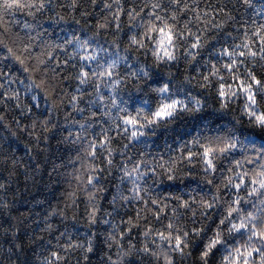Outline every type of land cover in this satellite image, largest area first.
<instances>
[{
    "label": "snow or ice",
    "instance_id": "6c2138e0",
    "mask_svg": "<svg viewBox=\"0 0 264 264\" xmlns=\"http://www.w3.org/2000/svg\"><path fill=\"white\" fill-rule=\"evenodd\" d=\"M100 2L109 15L104 16L92 35L73 33L70 38L59 43L50 44L41 39L37 44L36 40L44 32H37L34 37L32 32L36 30L35 27L24 23V36L19 33L15 35L13 44L18 47L14 49L8 46L3 34H0V104L6 100H15L16 107H20L18 91H11V94L6 95L11 84L15 82L11 74L4 71L7 65L3 62L9 59L19 64L25 73L42 71L44 76L51 73V79L59 80L61 84L64 81L76 83L73 93L66 89L62 91L68 97L67 102L71 105L72 112L79 113L82 119L72 120L74 126L78 125V131H68L62 143H66L69 150L74 149L76 152V156L69 163L74 165L76 161L81 162V168L75 169L71 175L88 189L90 225L101 222L98 217L101 208L97 193L105 191L99 185L103 179L102 174L105 171L110 174L115 167L114 155L117 152L125 155L126 151L140 148L141 145L147 147L149 138L155 136L158 129H166L183 114L196 115L207 107L203 100L187 91L180 98L181 92L179 89L175 92L172 90L171 80L162 86L151 88L154 98L145 96L139 86L136 87L139 95L122 98L120 90L125 86L127 77L122 78L121 65L126 66L128 77L146 84L152 79L149 67H137L134 63H129L127 53L142 51L144 55L150 54L153 63L157 65L175 63L182 57L192 63L200 55V50L208 44V38L203 34L210 28L224 27L223 22L213 19L211 12L198 10L195 6L198 0H192V4L189 0ZM240 2L249 9H255L253 0ZM85 3L95 5L97 0H70L68 7L79 11V6ZM52 4L53 0H2L0 27H3L5 33L10 31L4 20L5 14L24 11L35 17L45 8L51 10ZM219 11L223 13V9ZM189 13L192 15L191 19H188ZM257 15L264 16V9ZM124 16L127 17V25L122 20ZM224 17L226 20L235 21V17L226 13ZM59 19L62 20L63 17ZM244 23L246 26L240 42L218 50L220 59L216 63L209 62L208 74L202 76L203 83L199 86L205 89L215 88L221 111L229 109L233 102L243 97L241 117L246 119L249 130L235 126L242 124L243 119L230 122L231 127L217 125L214 135H197L190 144L181 145V154L173 160L149 161L143 158V148H140L141 158L138 160L132 161V157L128 156L127 161H131L133 166L129 169L127 163H124L119 180L120 184H124L126 180L130 182V194L125 195L118 184L109 203L116 215H119L118 208L122 203H135L137 207L134 216L127 219L121 217L119 223H113L115 217L102 221L112 230L108 235L109 247L112 244L119 245L117 258L113 260L109 256V264H126L125 258L134 254L141 256L140 264H143L144 258H149V264H177V256L183 258L187 255L185 249L189 246L190 236L181 221L191 213L192 223L195 225L198 209L201 217L210 218L208 210L215 209L218 205L221 208L218 225L201 253L202 264H208V257L216 252H222L220 264H264V140H261L264 137V23H258L256 19H252L250 25L247 21ZM194 24L195 31L192 29ZM101 31L110 32L114 39L110 42L100 39ZM122 33L128 41V46L123 49L125 55H120L117 46ZM182 47L184 51L181 54ZM57 52L63 58L55 55ZM28 61L35 63L30 66ZM41 66H44L43 70ZM257 69L261 73L259 76ZM185 79L191 82L189 78ZM29 80L31 82L26 86V92L41 88V84L32 80L31 75ZM19 82L24 83L22 80ZM31 99L35 101L37 97L32 95ZM81 103H86L87 107H81ZM59 107L53 102L51 108L45 111L46 119L42 123L45 131L58 128L57 124L52 123V117ZM101 107L103 111H100ZM71 115V112L66 113L65 120ZM3 119L0 116V121ZM200 119L203 121L202 116ZM97 125L99 131H90ZM201 127L212 131L210 123H201ZM117 138L120 142L127 141L120 149L113 146ZM236 153L242 159H237L234 155ZM223 159L229 161L228 175L222 177L220 184H216L215 175L222 171L219 164ZM97 161L105 167H100ZM185 163L199 164L204 173V181L215 188L210 199L206 195H199L197 199L196 195L188 198L171 195L161 198L149 194V188L144 185L150 175L165 176L167 181H175L177 165ZM150 164L153 166L149 167ZM157 169L161 171L157 172ZM4 187L5 184L0 183V190ZM221 189H224V193H221ZM225 195L227 199L224 198ZM69 197L72 201L70 206H74L75 191L69 193ZM104 215L112 216V213ZM136 229H142V233H137L143 236L142 245L139 247L131 242ZM46 230L51 231L52 225L48 224ZM202 231V228L192 229L197 236ZM124 239L128 240L127 249L121 243ZM58 247L60 251H50L40 260V264H67L70 253L77 249L82 250L85 253L84 258L88 259L86 254L94 250L91 239L87 241V246L69 240L66 245Z\"/></svg>",
    "mask_w": 264,
    "mask_h": 264
},
{
    "label": "trees",
    "instance_id": "16d2710c",
    "mask_svg": "<svg viewBox=\"0 0 264 264\" xmlns=\"http://www.w3.org/2000/svg\"><path fill=\"white\" fill-rule=\"evenodd\" d=\"M253 2L255 9L245 7L240 0H198L195 5L198 10L211 12L213 19L223 22L224 27L222 29L210 28L203 34L208 38V44L200 50V55L192 63H188L182 57L175 63L157 65L153 63L150 54L144 55L142 51L127 53L129 63H134L137 67L145 65L149 67L152 79L146 84L144 81L128 77L126 66L121 65V76L122 78L127 77L125 86L120 90L122 98L126 99L128 95H139L140 93L136 91L137 86L143 90L145 96L154 98L155 94L151 92V88L162 86L171 80L174 92L177 86H180V98H183V93L187 91L207 105L202 113L183 114L166 129H158L156 135L149 138L147 147L140 146L145 153L144 159L149 161L173 160L181 154V145L190 144L193 137L214 135L217 125L231 127L230 122L235 123L236 120L243 119L241 117L243 97L233 102L229 109L221 111L215 88L205 89L199 85L203 83L202 76L208 74L209 62L216 63L220 59L218 50L240 42L246 26L245 21L248 25L251 24L252 19H256L258 23H264V16L257 15L261 9H264V0H253ZM69 3L70 0H53L51 10L45 8L35 17L27 15L24 11L5 14L4 20L10 31L5 33L3 27H0V34H3L8 46L15 49L18 47L13 44L15 35L19 33L20 36H24L23 24L29 23L36 29L32 32L34 37L37 32H44V35L36 40L37 44L41 39L50 44L59 43L65 38H70L73 33L92 35L97 31V25L104 16L109 15L100 0H97L95 5L85 3L79 6V11L69 8ZM189 3L192 4V0H189ZM220 9H223V13H220ZM225 13L235 17V21L226 20ZM60 17L63 19L60 20ZM191 18L192 15L189 13L188 19ZM122 20L127 25V17H122ZM200 26L203 27V25ZM192 29L196 30L195 24L192 25ZM125 32H127L126 26ZM100 39H107L110 42L114 37L110 32L101 31ZM117 46L120 55H125L123 49L128 46V41L123 33L117 41ZM183 51L182 47L181 54ZM4 54H7L6 50ZM55 55L63 58L59 52ZM3 63L7 65L4 71L9 72L15 80L6 95L11 94V91H18L20 107H16L17 101L15 100H6L0 104V116L4 117L3 121H0V183L5 184L4 189L0 190V264H40V260L50 251H60L58 246L66 245L69 240L87 246L89 239L93 242L94 250L86 254L88 259L84 258L85 253L82 250L77 249L70 253L67 264H109V256L113 260L117 258L119 245L112 244L109 247L108 235L112 230L102 221L103 219L112 220L115 217L113 223H119L121 217L127 219L135 215L137 207L135 203H122V206L118 208L119 215H116L109 201L118 184L124 190L125 195L130 194L128 191L131 188L130 182L126 180L124 184H120L119 177L122 175L124 163H127L129 169L133 166L131 161H127L128 156L132 157V161L141 158L140 148H132L126 151L125 155H120L119 152L114 155L115 167L111 169L110 174L107 171L102 174L103 179L99 185L105 191L97 193V201L101 208L98 217L101 222L90 225L88 212L91 209L88 189L84 183L75 180L71 175L75 169L81 168V162L76 161L74 165L70 164L69 160L74 159L76 152L74 149L69 150L66 143H62L68 131H78V125L74 126L72 120L82 119L79 113L72 112L71 105L67 102L68 97L62 91L66 89L69 93H73L76 86L75 81H64L61 84L59 80L51 79V73L47 76H44L42 71L25 73L21 66L11 59ZM28 63L32 66L35 62L28 61ZM43 67L41 66L42 70ZM257 74L258 76L261 74L259 69H257ZM29 75L32 80L41 84V88H33L31 92L25 91L26 86L31 82ZM186 77L189 78L190 83L186 81ZM21 80L24 81L23 84L19 82ZM32 95L37 97L35 101L31 99ZM105 95H107L106 90ZM53 102L60 106L52 117V123L57 124L58 128L47 132L42 123L46 119L45 111L51 108ZM80 106L87 107L86 103H81ZM100 111H103L102 107ZM69 112L72 115L66 121L65 115ZM201 116L203 121L200 119ZM201 123H210L212 131L202 128ZM235 126L245 131L249 130L246 119H243L242 124ZM90 131H99V126L97 125ZM261 140H264V137H261ZM126 142H120L117 138L113 146L120 149ZM234 155L237 159H242L238 153ZM96 163L100 167H105L100 161ZM86 164L85 161V167ZM152 166L149 165V167ZM219 167L222 171L215 175L216 184H220L222 177L228 175V159H223ZM160 171L157 169V172ZM174 175L177 179L172 182L167 181L165 176L150 175L144 186L149 188L150 195L161 198L170 195L188 198L190 195H196L198 199L199 195H206L210 199L215 192V188L204 181V173L198 163L195 165L178 164ZM86 176L85 172V179ZM200 189L203 191L201 192ZM73 191H75V205L70 206L72 201L69 193ZM221 193H224V189H221ZM224 198L227 199V195ZM170 203L175 202L170 201ZM220 211L221 208L218 205L217 208L208 210L210 218H203L198 209L195 225L192 223L191 213H188L181 221L190 236L189 246L185 249L187 255L183 258L177 256V264H202L201 253L206 247L208 238L212 237L216 231ZM53 212L57 214L51 215ZM108 212H111L112 216L104 215ZM48 224L52 225L51 231L46 230ZM193 227L203 229L200 236L192 232ZM137 233H142V229L134 230L131 242L139 247L142 245L143 236ZM121 243L127 249L128 240L124 239ZM221 256L222 252L210 254L208 264H220ZM125 261L126 264H140L141 256L134 254L126 257ZM143 264H149V258H144Z\"/></svg>",
    "mask_w": 264,
    "mask_h": 264
},
{
    "label": "clouds",
    "instance_id": "9594fccd",
    "mask_svg": "<svg viewBox=\"0 0 264 264\" xmlns=\"http://www.w3.org/2000/svg\"><path fill=\"white\" fill-rule=\"evenodd\" d=\"M176 89H179L180 90V86L178 85ZM93 203H95V201H93Z\"/></svg>",
    "mask_w": 264,
    "mask_h": 264
}]
</instances>
